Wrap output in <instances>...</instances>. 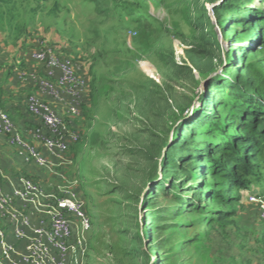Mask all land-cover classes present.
I'll use <instances>...</instances> for the list:
<instances>
[{
	"label": "rangeland",
	"instance_id": "374dc122",
	"mask_svg": "<svg viewBox=\"0 0 264 264\" xmlns=\"http://www.w3.org/2000/svg\"><path fill=\"white\" fill-rule=\"evenodd\" d=\"M236 2L239 20L264 10ZM233 10V0H19L12 23L0 16L11 41L57 46L86 68L91 104L68 155L93 227L77 264H264V157L249 189L215 184L202 152L221 132L206 111L190 115L210 102L226 125L210 85L226 69L264 95V30L247 32Z\"/></svg>",
	"mask_w": 264,
	"mask_h": 264
},
{
	"label": "built area",
	"instance_id": "2783aa9c",
	"mask_svg": "<svg viewBox=\"0 0 264 264\" xmlns=\"http://www.w3.org/2000/svg\"><path fill=\"white\" fill-rule=\"evenodd\" d=\"M47 69L61 70L55 79L33 73L37 92L27 98L28 111L39 119L46 130L43 147L59 162L51 163L40 150L32 147L17 130L12 119L0 109V137L10 136V142L20 148L27 163L46 166L57 176V183L44 185L28 178H21L20 187L7 192L0 185V218L8 220L17 243H10L7 231L0 225V264H77L85 251V235L92 229L93 221L84 200L78 195L77 179H69L61 167L70 145L79 137L65 127V122L52 104L66 102L71 97L67 113L76 115L88 94L85 66L62 56L55 47L34 54ZM54 74V73H53ZM80 103V105H78ZM74 104V106H73ZM76 104L79 106H76ZM0 171V177H3ZM264 220V208L260 211Z\"/></svg>",
	"mask_w": 264,
	"mask_h": 264
},
{
	"label": "crops",
	"instance_id": "0c3cea01",
	"mask_svg": "<svg viewBox=\"0 0 264 264\" xmlns=\"http://www.w3.org/2000/svg\"><path fill=\"white\" fill-rule=\"evenodd\" d=\"M45 45H39V42L36 43L33 40L25 41L22 38L11 41L6 37V33L0 32V109L8 113L17 130L32 147L40 150L51 163H58L59 160L44 149L43 137L46 135V130L43 123L28 111L26 101L30 95L37 92L31 77L33 73L40 75L51 73L55 79L61 77V70L47 69L35 59L36 52L45 51L51 47H55L60 53L61 48ZM71 102V97H66L65 103L52 101V104L62 115L66 129L80 138L85 130L86 111L91 102L86 95L82 105L78 104L80 107L76 104L79 107L78 113L69 115L66 111ZM67 142L70 145L69 148L76 143L71 139ZM69 150L65 156L66 162L61 167L69 179H76L75 170L71 166L72 157L68 155ZM19 152L20 148L10 142V136L0 137V171L3 173V177H0V185L7 192L10 193L14 186L20 187L21 178H28L44 185L58 181L57 176L48 167L34 162L27 163L25 156L20 155ZM0 225L7 231L8 241L12 244L17 243L10 222L0 218Z\"/></svg>",
	"mask_w": 264,
	"mask_h": 264
},
{
	"label": "trees",
	"instance_id": "16d2710c",
	"mask_svg": "<svg viewBox=\"0 0 264 264\" xmlns=\"http://www.w3.org/2000/svg\"><path fill=\"white\" fill-rule=\"evenodd\" d=\"M18 2L19 0H0L1 18L3 19L8 14L9 22L12 23ZM236 4V0H233L235 21L239 20L236 16V6L238 7ZM216 10L217 16L223 23L221 9L217 7ZM242 13L243 17L238 21V24L246 27L247 32H253L254 28H258L257 25H261L264 30V10L245 8ZM207 24L214 28L211 23L208 22ZM201 25L202 23L198 24V26ZM212 45V41L209 39L208 48H211ZM199 51V55L205 57L206 51L204 49ZM226 72L230 76L215 77L210 84L213 92H215L213 97H215L217 104L227 105L231 114L226 125L221 128L217 126L219 109L214 104H210L209 101L205 110L199 109L197 111V106H195L190 110V115H193L191 119L194 122L201 117L202 111H206L204 117L214 121L211 122L213 130H220L221 132L220 138L218 136L216 139L218 141L210 144L212 153L207 155L206 152H202L205 160L204 170L210 171L214 179L217 178L215 184L225 182L223 186H229L230 189L234 187L249 189L251 182L258 183L262 179V165L258 159L264 157V95L248 89L232 69H226ZM205 97L206 92H203L200 99L205 101ZM218 157H220L219 160L216 159ZM249 177L251 179H248ZM212 194L220 196L221 191H213Z\"/></svg>",
	"mask_w": 264,
	"mask_h": 264
}]
</instances>
